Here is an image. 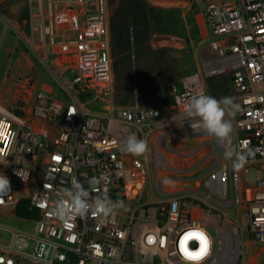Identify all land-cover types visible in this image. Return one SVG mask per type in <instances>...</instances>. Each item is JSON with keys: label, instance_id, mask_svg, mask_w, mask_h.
<instances>
[{"label": "built area", "instance_id": "obj_1", "mask_svg": "<svg viewBox=\"0 0 264 264\" xmlns=\"http://www.w3.org/2000/svg\"><path fill=\"white\" fill-rule=\"evenodd\" d=\"M198 1L210 52L201 72L172 85L169 105L117 106L108 0H30L32 36L58 55L57 84L21 113L0 102V210L28 199L37 211L34 232L0 224L14 232L0 264H246L245 235L264 244V0ZM219 74L230 75L232 138L207 140L200 182L170 190L164 181L179 170L164 153L170 131L206 134L207 82ZM152 146L166 197L121 213L114 204L139 201L148 182Z\"/></svg>", "mask_w": 264, "mask_h": 264}, {"label": "rangeland", "instance_id": "obj_2", "mask_svg": "<svg viewBox=\"0 0 264 264\" xmlns=\"http://www.w3.org/2000/svg\"><path fill=\"white\" fill-rule=\"evenodd\" d=\"M148 9V27L135 30V45L129 60L123 54L114 55L115 104L128 105L139 101L143 104L169 105L173 84L180 83L192 74L210 56L205 37L207 31L195 0H144ZM122 0H108L110 22ZM30 0H0V102L21 113L20 107L28 110L34 95L44 87H56L57 81L52 67L58 55L43 52L41 38L31 32L29 17ZM83 24L84 18L80 17ZM141 26V25H140ZM133 31V28H131ZM21 32V33H20ZM39 52L33 51L32 46ZM113 48V46H112ZM61 62V60H60ZM117 63V67H116ZM56 70V68H55ZM73 79L75 74L68 72ZM211 108L209 110V130L206 134L188 136L182 130L170 131L168 149L164 152L179 167L174 181L167 184L168 189H187L196 187L207 167L202 158L212 145L207 140L217 142L221 137L227 139L232 130L231 80L229 74L214 75L208 79ZM62 99L65 96L60 92ZM24 99L25 103L17 101ZM20 100V99H19ZM104 102H92V111H100ZM230 124L225 123V118ZM233 142V139H231ZM136 148L135 153L145 157V152ZM154 146L150 148L151 173L138 200H120L113 208L121 213L132 214L139 203L162 200L166 196L156 190ZM181 163V164H178ZM147 169V168H146ZM166 174L167 171H161ZM170 187V188H169ZM170 189V190H171ZM163 203L152 207L161 208ZM141 209L138 210L140 213ZM0 224L34 232L35 221L30 217L18 215V211L0 210ZM0 225V243L9 244L13 230ZM30 242L33 241L30 239ZM27 251L31 252L30 248ZM246 264H264V244L250 240L245 235L244 258Z\"/></svg>", "mask_w": 264, "mask_h": 264}, {"label": "trees", "instance_id": "obj_3", "mask_svg": "<svg viewBox=\"0 0 264 264\" xmlns=\"http://www.w3.org/2000/svg\"><path fill=\"white\" fill-rule=\"evenodd\" d=\"M111 17L112 45L114 55L123 54L129 60L132 57V46L135 45L134 32L148 27V9L144 0H122L120 7ZM141 25V26H140ZM133 28V31L132 29ZM117 67V63H116ZM171 98V95H170ZM30 200L23 199L17 206L18 215L36 217L37 211L29 209Z\"/></svg>", "mask_w": 264, "mask_h": 264}, {"label": "crops", "instance_id": "obj_4", "mask_svg": "<svg viewBox=\"0 0 264 264\" xmlns=\"http://www.w3.org/2000/svg\"><path fill=\"white\" fill-rule=\"evenodd\" d=\"M195 4H196L197 9H198L197 14H201V15H202V18H203L204 27H205V29H206V31H207V36L205 37V41L207 42V38H208V30H207V27H206V24H205L204 14L202 13L203 11H202V8H201L200 3H199L198 0H195ZM198 72H201V66L198 67L195 71H193L192 74H193V73H198ZM46 88H48V87H46Z\"/></svg>", "mask_w": 264, "mask_h": 264}, {"label": "bare ground", "instance_id": "obj_5", "mask_svg": "<svg viewBox=\"0 0 264 264\" xmlns=\"http://www.w3.org/2000/svg\"><path fill=\"white\" fill-rule=\"evenodd\" d=\"M165 152V151H164ZM165 155L167 156V154L165 153ZM168 157V156H167ZM164 183H165V186H166V188L168 187L167 186V184H169L170 183V180L169 179H166L165 181H164ZM137 184H139V185H141V184H143V179H140L138 182H137ZM132 186H134V184H132V185H130L129 186V194L130 195H132V194H134L135 192H137V190L138 189H135V188H133ZM170 188V187H169ZM171 189V188H170Z\"/></svg>", "mask_w": 264, "mask_h": 264}]
</instances>
